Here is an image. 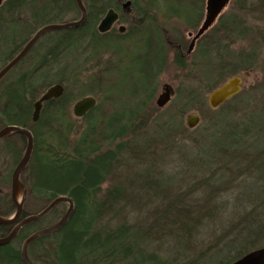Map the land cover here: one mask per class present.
Wrapping results in <instances>:
<instances>
[{
	"label": "trees",
	"instance_id": "obj_1",
	"mask_svg": "<svg viewBox=\"0 0 264 264\" xmlns=\"http://www.w3.org/2000/svg\"><path fill=\"white\" fill-rule=\"evenodd\" d=\"M192 1L200 6L197 0H191L184 13L174 8L171 11L182 15L185 24L196 27L200 14H196L197 5L194 7ZM81 2L87 14L81 26L45 32H57L59 36L56 39L51 37V46L35 54L34 47L38 39L0 79V130L6 126L22 127L29 130L34 139L31 157L19 179L24 190L21 218L40 213L60 196L70 197L74 203V212L61 229L37 236L28 244L27 255L30 260L35 264H212L210 259L213 258L216 260L213 264H229L249 251L260 248L264 244V129L261 130L264 125V101L245 114L242 112L244 106L233 101L240 97L238 100L242 103L246 95L238 93L218 108L211 109L208 103L200 100L201 95L187 91L182 98L177 94L178 99L171 104L174 110L165 115L159 132L144 133L149 118L146 110L155 94L153 81L165 64L167 42L162 34L157 45L155 43L152 47L151 56L146 55L151 64L144 71L148 75L143 77H149V83H143L131 93L115 91L112 85L106 88L105 98L114 100L115 92L124 94L133 101L131 105L122 103L106 110L103 101L96 98V91L82 90L85 83L75 80L76 87L80 85V88L70 91V66L76 63L82 48L90 49L95 54L108 46L120 47L119 43L129 38L145 35L133 32L131 27L123 35L100 33L97 25L108 9L119 8L116 0ZM131 2L136 19L153 20L148 11L141 7L142 3L138 0ZM175 2L179 5L182 3L181 0ZM247 2L233 0L231 4L238 12L253 10L258 6L254 4L251 8L250 5L246 6ZM261 5L264 6V3ZM68 11H74L76 16L65 21L63 15ZM189 11L196 14L192 20L188 19ZM235 12L219 18L220 31L235 32L242 37L243 20ZM80 17L81 12L75 0H5L0 6V70L41 28L73 22ZM121 17L130 19V15L126 16L125 13ZM256 35L264 39V32ZM216 42V47L222 48L223 42L220 39ZM137 43L142 44L141 40H136ZM210 44L215 46L214 41ZM199 48L198 52L203 55L205 46ZM227 50V45L223 51L220 50L224 57L218 61V73L223 72L224 79L228 80L238 75V72L243 71L244 74L254 65V51L229 54ZM128 57L129 53H126L125 59ZM174 58L177 65H184V58L178 55ZM26 59L31 64L21 72L17 71L8 82L10 72L18 69ZM52 66L55 67L53 73ZM93 82L97 83L99 79H93ZM54 84L62 85L63 93L45 102L38 120L33 122L34 102ZM215 89L212 88L209 93ZM88 94L96 99V105L84 117L71 118L68 113L70 103ZM195 104L206 113L205 127L200 130V137L207 142L203 146L207 149L189 164L198 172H208V176L200 180L199 184L207 186L200 188V201L193 204L185 201L183 196L176 195L175 186L178 183L172 179L164 180L161 177L163 170L162 173L159 170L160 174L157 175L158 158L153 157L151 147L163 142L164 135L178 130L180 121L176 122L177 117L180 119L191 107L199 108ZM80 121L81 127L76 125ZM183 129L189 131L187 125ZM261 137L262 143H259ZM1 141L4 153H0V166H5L8 172L4 175L0 173V188L3 181L10 186V170L14 169L24 153L26 136L12 132L2 137ZM2 156L4 160L1 162ZM131 168L140 170L132 172ZM130 170V174H125ZM214 174L219 175L216 182H227L243 175L253 178V183L258 185L254 195L243 196L256 201L255 206L260 208L255 213H248L242 220L241 229L235 232V240L226 243L209 258L205 253L199 255L195 238L201 231L200 226L210 220L214 212L211 207L214 203L210 202L219 190L212 183ZM145 196L153 198L151 205L155 211L151 213L150 225L141 227L129 217L132 219L131 212L138 215L139 209L145 206ZM64 205L67 203L61 202L43 217L24 224L11 241L0 245V264H24L21 257L24 241L34 232L60 219L66 211L62 210ZM14 212L10 191L7 193L0 189V217L8 218ZM14 226L0 225V237L8 235ZM165 244L174 249V254L167 255L162 250ZM236 246L238 248L234 255H230L232 253L229 250Z\"/></svg>",
	"mask_w": 264,
	"mask_h": 264
},
{
	"label": "rangeland",
	"instance_id": "obj_2",
	"mask_svg": "<svg viewBox=\"0 0 264 264\" xmlns=\"http://www.w3.org/2000/svg\"><path fill=\"white\" fill-rule=\"evenodd\" d=\"M138 1L142 3L145 8L149 9V15L153 18L150 29L153 30V32L162 30L163 35H161L165 39V42L173 43L174 41L175 43L178 40L181 43L183 42L184 49L186 50L190 42L187 34L189 32H195L204 19L206 0H201V2L200 0H197V2L200 3V6H198L197 3L195 4V0V2L192 1L194 7L197 5L195 9L196 14H200L196 27H190L185 24L182 15L179 16V14H174L171 11V9L174 8L175 10H179L181 14L184 13L185 7L188 9L187 5L191 4V0H181V5L176 4L175 0ZM232 1L233 0H230L227 7L220 14V17L231 15L236 11L235 14H239L243 20V36L239 37L235 32H221V25L218 20L200 40L195 52L184 57V65L181 67L174 61L173 47H167L165 64L161 72L153 81V84L155 85V94L152 102L148 105L146 110L147 113H149V118L146 122L147 126L144 127V133L152 134V132H154L153 134H155L157 131L159 132L161 130L160 124H162V121L165 119V115H167L168 112L172 113L174 110L171 108V104L175 99H178L176 97L177 94L182 98L187 91H194L193 93L201 95L200 100L202 99L203 102L207 103L206 101L209 91L212 90V88H219L227 82V79H224L225 74H221L223 72L218 73L219 62L221 61L220 57H224V53L220 52V50L223 51L226 45L229 54H238L241 52L248 53L251 51H254L256 54L254 65L246 71L248 75L243 77V71L238 72V75H236L242 78L239 95H246V99L241 103L238 100L239 97L233 102L244 106L242 107V112L246 114L250 113L249 111H253L256 106L259 107L264 101V39H260V37L256 35L258 32H264V6L261 5L264 3V0H248L246 6L250 5L251 8H253L252 6L254 4H257L258 6L253 10H245L241 12H238L236 8H233V5L231 4ZM196 14L193 11L187 12L188 19L192 20ZM63 16L65 21H69L72 20L76 14L74 11H68L67 14ZM114 28H117V25H115ZM55 33L56 34L50 32L39 38L38 42L35 43V54L36 52H43L44 47L51 46L53 42L49 41L50 38L53 37V39H56L59 36V33ZM219 39L223 42V44H221L222 48L219 46L216 47V41ZM212 41L215 42V46L211 44L209 45ZM119 45L120 47L118 46L117 48L115 46H108L105 50L95 54H93L90 49L82 48L79 52L80 57L73 66H70L69 69V72L71 71L69 73V82L72 86L70 91H75L77 88H80V85H77L76 87V84L74 83L75 80H78L83 84L85 83L82 90L86 89L87 91L93 90L94 92H97L95 96L97 99H100V101H103L106 110L117 107V104L120 105L122 103H127L131 105L133 101L129 100L124 94H116L115 92L113 96L114 100L105 98V90L112 85L115 91L131 93L134 88L141 87L143 83H149L151 79L149 77L145 78L143 75H148V73L144 71H147V68L151 64L146 58V55L148 56L152 53L142 45H138V43L136 44V39L124 41L122 44L119 43ZM202 45L205 46L203 55L198 52L200 49L199 47H202ZM119 49H121V52H119ZM126 53H129L127 60L125 59ZM34 58H37V56L34 55ZM30 62L29 59H26L20 64L18 69L10 72L8 82L13 79L14 74H16L17 71L21 72L28 67L29 64H31ZM63 62L64 60L62 63ZM51 69V72L53 73L55 67L52 66ZM113 69L115 70L113 71ZM93 79H99V82L94 83ZM163 84H169L172 86L175 93L167 106L164 108H157L154 99L158 95L160 87ZM88 95L90 96L91 94ZM75 100H73L68 107V113L71 118H75L72 114V106ZM195 106L199 105L195 104ZM193 113L199 116V121L194 127L197 128V130L192 131L194 128L190 129L187 127L189 131H186L183 129V126L185 127L186 125L185 116L187 117ZM205 116L206 113L200 109V106L199 108H189L180 119L177 117L176 122L180 121L178 130H172L171 133L169 132L167 135H164L163 142L151 147V153L154 154L153 157L158 158L157 175L160 174L159 170H161V173L163 170L164 172L161 177L165 178L164 180L170 181L172 179L178 183L175 186V188L177 187L176 195L183 196L185 201L192 202L193 204L200 201L202 195V189L200 188H205L207 186L203 183H199L203 177L208 176V172H198L191 166V164H189L194 158H197L204 149H207L203 148L204 145H207V142L202 141L200 137V130L205 127ZM76 125L81 127V121L76 122ZM261 128L260 129L263 130L264 125H262ZM261 130H259V132H261ZM262 139L263 138L261 137L258 142L262 143ZM208 151L210 152V150ZM0 153H4L2 141L0 142ZM3 160L4 156H2L1 162ZM131 169L132 172L140 170L137 168ZM11 171L12 170H10V173ZM7 172L8 169L5 168V166H0L1 174L4 175ZM130 173L131 170L125 174ZM118 176L120 177V175ZM212 176H214V182L212 183L216 184V187H219V190H217L218 192H216L218 195L215 194V197L210 202L214 203L211 205L214 212L210 215L212 218L208 221H204L200 226L201 231L195 238V244H197L198 249L197 252L200 251L199 255L201 256L205 253V256L207 255L206 257L209 256V258L224 247L226 243L235 240L234 238L237 236L235 232L241 229L240 227L243 224L242 220L248 213H255L256 210L260 208L255 206L254 203L256 201L247 200L243 196L244 194L246 196L254 195L258 185L253 183V181H255L253 178L243 175L239 178L223 182V179H225V177H223L222 182H216L219 175L214 174ZM0 189L3 192L9 193V183L3 181L2 188ZM23 191V186L19 181L17 195L20 199L23 198ZM147 198L148 196H145V206H143L142 209H139L138 215L131 212L132 219L129 217L130 220L134 219V221L137 222V225H142L141 227H148L150 225L151 213H154L155 211L153 205H151L153 198ZM66 209L67 205H64L62 210L64 211ZM259 247H264V244ZM237 248L238 246L229 250L230 253H232L230 255L233 256L234 251ZM162 250L166 251L167 255H172L175 252L170 245L162 246ZM212 259H210V262L213 264L216 260Z\"/></svg>",
	"mask_w": 264,
	"mask_h": 264
},
{
	"label": "water",
	"instance_id": "obj_3",
	"mask_svg": "<svg viewBox=\"0 0 264 264\" xmlns=\"http://www.w3.org/2000/svg\"><path fill=\"white\" fill-rule=\"evenodd\" d=\"M4 0H0V5ZM76 4L81 12V17L79 20L73 22H67L63 24H52L47 25L41 28L24 46V48L4 67L0 70V79L28 52V50L33 46V44L43 35L45 32L48 31H58L63 30L71 27H78L81 26L86 20V10L84 5L82 4L81 0H75ZM122 4V7H128L130 5V1L117 0ZM230 0H206L205 2V14L204 19L198 28L197 32L194 34L188 49L187 53H190L194 47L195 41L207 31L216 19L220 16L226 6L229 4ZM118 18L117 13L109 9L104 17L100 20L97 25V30L100 33H105L109 31L113 24L116 22ZM123 27L119 28L120 32H123ZM248 74L245 72L243 74L246 77ZM242 83V78L239 76H234L227 80L225 84L220 86L219 88L213 90L209 93L207 98L208 106L211 109L218 108L221 104L225 101L230 99L231 97L235 96L241 90L240 84ZM63 86L60 84H54L48 87L44 93L34 102L33 104V112H32V121L36 122L40 116L41 110L43 108V104L51 99H55L61 96L63 93ZM174 95V90L172 86L169 84H163L160 87V91L158 95L155 97L154 103L157 108H163L171 101V98ZM96 105V99L92 96H85L79 100H77L72 106V114L76 118H82L86 115L88 111H90ZM199 121V116L195 113L190 114L186 117L185 123L188 128H194ZM12 132L20 133L26 136V147L22 157L20 158L19 162L16 164L14 169L11 172L10 177V195L11 199L15 205V212L8 218L0 217V225H15L12 231L4 236L0 237V245H4L7 242L11 241L15 235L18 233L20 228L29 222L35 221L43 217L46 213H48L53 207L61 202L67 203L68 207L65 213L62 215L60 219H58L54 224L51 226L38 230L30 235L23 243L21 248V257L24 264H35L33 263L27 255V246L28 244L37 236L46 235L57 230L61 229L70 219L74 212V203L70 197L67 196H60L55 198L43 211L38 214L30 215L25 218H21V210H22V199L19 201L16 199L17 197V190L19 185V176L22 170L27 165L34 146V139L32 133L22 127L17 126H6L0 130V139L4 136L9 135ZM229 264H264V247L256 248L248 253L244 254L242 257L236 259L235 261Z\"/></svg>",
	"mask_w": 264,
	"mask_h": 264
},
{
	"label": "flooded vegetation",
	"instance_id": "obj_4",
	"mask_svg": "<svg viewBox=\"0 0 264 264\" xmlns=\"http://www.w3.org/2000/svg\"><path fill=\"white\" fill-rule=\"evenodd\" d=\"M5 1V0H4ZM3 1V2H4ZM124 1H130V5L128 6V7H125V8H123L122 7V4L120 3V2H118L117 0H116V2H117V6L119 7V8H110V9H112V10H114L116 13H117V15H118V18H117V20H116V22L113 24V26H112V28L109 30V31H107V32H105V33H109V32H114V33H116V34H118V35H123V34H125V33H127L128 32V29H130V27L132 28V31L133 32H136V31H138L139 33H144V35H145V37H143V36H137V37H133V38H129L128 40H133V39H136V40H141V45L144 47V45H146V49H149L150 50V53H151V51L153 50V48L152 47H154V45H155V43H156V45H157V42H158V40H159V38H160V36H161V34H163V31L161 30H159V31H155V32H153V30H151L150 28H151V24H152V20H145V19H143V20H140V19H136L135 18V15L132 13L133 12V9H132V2H131V0H123V2ZM145 1H150V0H145ZM3 2H2V4H3ZM1 4V5H2ZM0 5V6H1ZM146 6V5H145ZM141 7L143 8V9H145V10H147L148 11V14H150V12H149V9H147V8H145L144 6H143V4H141ZM109 10V9H108ZM107 10V11H108ZM121 11V12H120ZM122 13H125L126 14V16L127 15H130V19H123L122 17H121V14ZM106 14V13H105ZM104 17V16H103ZM102 17V18H103ZM220 17V16H219ZM101 18V19H102ZM219 20V18H217L216 19V21L213 23V25L217 22ZM125 21V22H124ZM148 23V24H147ZM115 25H117V28H114V26ZM201 25V24H200ZM200 25H199V27H200ZM213 25L208 29V30H210L212 27H213ZM120 27H123V32H120L119 31V28ZM198 27V28H199ZM198 28L196 29V31L195 32H189L188 34H187V36H188V38L190 39V42H191V40H192V38H193V36H194V34L197 32V30H198ZM207 30V31H208ZM207 31H205L204 32V34H202L196 41H195V43H194V47H193V49H192V51L190 52V53H187V49H188V46H189V44H190V42H189V44H188V46H187V48H186V50L184 49V43L182 42H180L179 40L177 41V42H175L174 43V41H173V43H171V42H167V47H173L172 48V51H173V54H174V57L175 56H177L178 55V57H180V58H184V57H187V56H189L190 54H192L193 52H195V49H196V47H198V44H199V42H200V40L203 38V36L207 33ZM155 33V34H154ZM102 34H104V33H102ZM149 36H150V38H149ZM127 41V40H126ZM121 50V49H120ZM166 53V52H165ZM150 56H151V54H149Z\"/></svg>",
	"mask_w": 264,
	"mask_h": 264
},
{
	"label": "bare ground",
	"instance_id": "obj_5",
	"mask_svg": "<svg viewBox=\"0 0 264 264\" xmlns=\"http://www.w3.org/2000/svg\"><path fill=\"white\" fill-rule=\"evenodd\" d=\"M16 199L19 201V199H20V198H19V196H18V195H17Z\"/></svg>",
	"mask_w": 264,
	"mask_h": 264
}]
</instances>
